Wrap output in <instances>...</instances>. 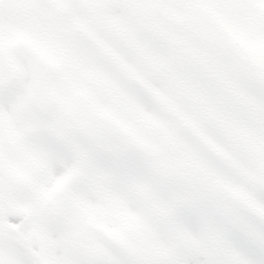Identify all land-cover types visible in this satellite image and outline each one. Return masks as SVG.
Instances as JSON below:
<instances>
[{"label": "snow or ice", "instance_id": "obj_1", "mask_svg": "<svg viewBox=\"0 0 264 264\" xmlns=\"http://www.w3.org/2000/svg\"><path fill=\"white\" fill-rule=\"evenodd\" d=\"M0 264H264V0H0Z\"/></svg>", "mask_w": 264, "mask_h": 264}]
</instances>
